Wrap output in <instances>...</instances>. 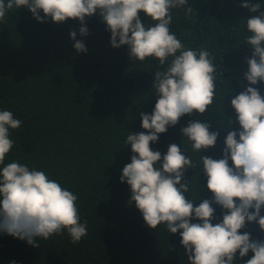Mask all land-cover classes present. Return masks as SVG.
I'll return each instance as SVG.
<instances>
[{
    "label": "trees",
    "instance_id": "obj_1",
    "mask_svg": "<svg viewBox=\"0 0 264 264\" xmlns=\"http://www.w3.org/2000/svg\"><path fill=\"white\" fill-rule=\"evenodd\" d=\"M244 2L259 3L264 11V0H189L196 12L191 19L183 9L172 10L170 28L177 38L193 50L203 46L218 65L216 97L208 113L181 117L150 144L163 157L175 143L197 163L182 180L191 183L185 195L196 201L194 207L200 198L211 199L212 193L200 154L192 151L181 129L194 118L208 120L219 136L201 155L215 160L222 158L228 118L232 130L239 131L231 99L249 86L243 80L246 59L253 53L244 43L246 21L259 15L240 7ZM139 15L146 27L150 25L143 13ZM84 26L89 35L81 37L78 21L38 23L26 8L10 11L7 23H0V111H11L22 121L19 129L10 130L14 146L5 164L15 161L44 171L72 191L78 196L81 222L88 226L78 244L65 232L38 239L39 248L0 233V264H189L180 234L169 233L163 225L150 229L130 203V186L120 180L133 155L124 141L130 132L145 131L140 114L150 115L158 99L153 91L157 62L137 63L127 46L111 47V33L98 12L86 18ZM70 31L77 32L86 53L75 51ZM255 87L264 97V84ZM212 206L213 224L219 223L222 209ZM243 232L252 240H264L255 222ZM236 255L233 264H246L253 254L243 259Z\"/></svg>",
    "mask_w": 264,
    "mask_h": 264
},
{
    "label": "clouds",
    "instance_id": "obj_2",
    "mask_svg": "<svg viewBox=\"0 0 264 264\" xmlns=\"http://www.w3.org/2000/svg\"><path fill=\"white\" fill-rule=\"evenodd\" d=\"M240 7L259 15L246 21L244 43L253 53L246 59L243 80L249 86L231 99L239 131L232 130L233 121L228 118L222 158L215 160L201 155L216 145L219 136L208 120L194 118L181 129L192 151L200 154L202 173L212 193L211 199L200 198L194 207L196 201L185 195L191 183L182 180L197 163L175 143L163 157L150 148L181 117L203 116L214 106L216 57L203 46L186 47L170 28L173 9H183L186 19L196 16L189 0H0L2 24L7 23L10 11L26 8L38 23L78 21L81 37L89 35L86 18L98 12L111 33V47L127 46L129 57L137 63L157 62L153 91L158 99L150 115L140 114L145 131L130 132L124 141L131 145L133 155L120 180L130 186V203H135L150 229L163 225L169 233L180 234L189 264H233L237 253L243 259L249 252L253 255L246 264H264V240H252L248 232L241 234L254 222L264 232V97L255 87L264 84V11L259 3L244 2ZM140 13L150 20L147 27ZM69 36L77 53L87 52L76 39V31ZM21 124L11 111H0V233L39 248L38 239L66 232L78 244L88 234L87 221L81 222L78 196L44 171L15 161L5 164L14 146L10 130ZM212 205L222 209L219 223L213 224Z\"/></svg>",
    "mask_w": 264,
    "mask_h": 264
}]
</instances>
